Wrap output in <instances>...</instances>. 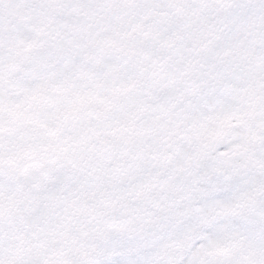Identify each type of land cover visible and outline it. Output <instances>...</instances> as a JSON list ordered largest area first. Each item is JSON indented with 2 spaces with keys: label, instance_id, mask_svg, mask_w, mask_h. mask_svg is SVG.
Instances as JSON below:
<instances>
[{
  "label": "snow or ice",
  "instance_id": "obj_1",
  "mask_svg": "<svg viewBox=\"0 0 264 264\" xmlns=\"http://www.w3.org/2000/svg\"><path fill=\"white\" fill-rule=\"evenodd\" d=\"M0 264H264V0H0Z\"/></svg>",
  "mask_w": 264,
  "mask_h": 264
}]
</instances>
